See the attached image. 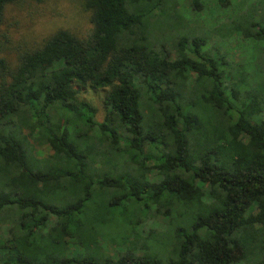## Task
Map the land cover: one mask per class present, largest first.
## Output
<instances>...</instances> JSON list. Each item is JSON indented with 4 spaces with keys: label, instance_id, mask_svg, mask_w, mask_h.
Here are the masks:
<instances>
[{
    "label": "trees",
    "instance_id": "trees-1",
    "mask_svg": "<svg viewBox=\"0 0 264 264\" xmlns=\"http://www.w3.org/2000/svg\"><path fill=\"white\" fill-rule=\"evenodd\" d=\"M81 2L0 57V264H264V0Z\"/></svg>",
    "mask_w": 264,
    "mask_h": 264
},
{
    "label": "rangeland",
    "instance_id": "rangeland-1",
    "mask_svg": "<svg viewBox=\"0 0 264 264\" xmlns=\"http://www.w3.org/2000/svg\"><path fill=\"white\" fill-rule=\"evenodd\" d=\"M247 1L250 0H236V3L243 6ZM213 10V3L209 2L205 10L198 15L188 13L185 10V5L179 11L190 28L201 29H204L205 26L210 27L214 23L227 21L234 12L233 8H229L223 13L214 11L216 14ZM89 29L88 13L83 10L81 0H21L6 7L4 11L0 25V57L12 62L25 48L37 46L56 30H66L76 37H84ZM229 45L234 46V43ZM234 47V54L232 53L234 62L248 55L237 46ZM262 57L264 54L256 55L255 65ZM261 70H264V67ZM257 71L258 69L254 71L255 75H258ZM77 95L95 108V120L101 122L104 117L101 105L103 93L80 89ZM138 214L137 216H140V213ZM160 242V253H164L169 249L167 240ZM111 248V245L108 244L107 250L112 252Z\"/></svg>",
    "mask_w": 264,
    "mask_h": 264
}]
</instances>
